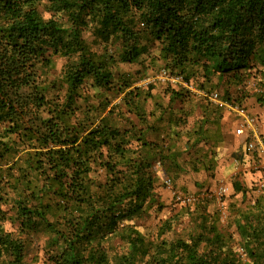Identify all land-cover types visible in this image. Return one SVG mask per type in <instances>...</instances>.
<instances>
[{"label": "trees", "instance_id": "16d2710c", "mask_svg": "<svg viewBox=\"0 0 264 264\" xmlns=\"http://www.w3.org/2000/svg\"><path fill=\"white\" fill-rule=\"evenodd\" d=\"M147 53L199 89L214 78L262 82L264 0H0V202L12 203L0 208V264H25L31 233L46 236L39 264H264V186L254 180L232 181L257 193L229 211L238 240L205 206L186 208L196 222L184 234L178 211L153 232L138 228L162 208L154 162L175 156L155 124L162 117L145 115L152 85L115 76L117 63ZM56 57L65 61L54 76ZM85 83L108 98L122 93L119 104L103 97L81 112ZM183 89L170 88L169 101Z\"/></svg>", "mask_w": 264, "mask_h": 264}, {"label": "rangeland", "instance_id": "374dc122", "mask_svg": "<svg viewBox=\"0 0 264 264\" xmlns=\"http://www.w3.org/2000/svg\"><path fill=\"white\" fill-rule=\"evenodd\" d=\"M40 9L42 10L41 6ZM42 13L44 16H48V12L42 10ZM83 36L87 41L92 39L90 32L87 30L83 33ZM107 49L109 51H115L117 49V43H108ZM149 51L151 54L155 55L156 46L151 47ZM64 61L65 59L62 57H56L54 59V66L52 68V72L54 74L52 75H58L57 73L59 72ZM161 68V62L155 58L152 60L149 59L148 53L142 55L135 62L117 63L114 67L115 76H120L121 74L131 80L132 84L130 87L146 89L148 85H152V93L155 95L153 101H157V99H159L162 104L167 103L170 88L179 89L181 86L184 87L182 90L184 94L182 95L181 99L179 100L176 98L171 104L173 111L172 115L176 113L175 110H173L175 108H181V113H186L185 119L180 117V122L184 121V123L178 127H175L174 125L168 127L166 124L164 135L166 146L170 145L171 149L174 147L177 151H175L174 158L171 159L169 158L170 152L166 150L164 154V162L163 164L160 163V166L157 168V170H159V174L156 170V193L158 194L162 208L155 210V205L152 206L147 210L148 212L146 214L144 213L142 217L136 219L135 222L139 225L138 228L140 230H150L153 232L160 219H164L165 217L170 216L171 214L178 211L180 223L178 226H176V229L180 231L181 234H184L186 231L194 229L196 222V216H193L192 219H189V216L185 212L186 208H188L190 211L195 210L196 208L202 210V207L205 206V212L212 214L214 219H217L218 225L225 231L232 233L235 239L238 240V235L234 232L235 228L232 221V216H229V211L231 210V207L233 208L234 206L244 207L249 205L253 201L254 197H256L257 193L255 190L249 188H247L245 191L246 188L244 187L243 191H235L231 189L230 184L232 181L237 180L238 182L250 185L252 181L257 179L259 176L261 179H264V174L253 169H249L246 166L245 161L239 160L237 163L238 171H236L231 176L225 175L223 173L219 175L218 171H214V167L205 168V170L201 172L206 175L208 180L211 176L212 179L209 183L206 182L202 186H197L194 183V176L196 175V172L192 171V165L190 161L192 162V159L195 157L193 154L198 148L200 149L199 153L197 154L198 157L207 151L205 146L206 140L199 139L197 142H194L195 140L189 141L184 134L189 131L188 129H192V125H194V127L198 126L199 122L202 121L204 109L214 108V106L206 97V93L209 90L214 89L218 90L222 97L229 96L230 98H236L237 100H240V102H242L247 108H251V110L253 107L257 108L259 112L255 115L259 119V116L264 119V80L261 82L259 78L249 77L246 82L240 85L227 86L224 80L222 81L214 78V83H217L214 87L206 86L204 89H199L194 83L184 85L180 83L169 84L167 82L161 81L157 78V74ZM114 82H116V80H114ZM82 90L86 98L80 103L81 112H85L86 109L94 107L99 99H103V97L108 96L107 92H105L106 96L103 94L99 95L97 92L99 90L89 86L87 83L83 85ZM121 94L122 93L119 92L110 94L109 107L112 104H119ZM109 98L107 97V99ZM151 105L152 101L149 100L146 104L145 110L149 111ZM218 112H221L222 116L226 114V111L224 110H220ZM113 117V122H115V124L121 128L123 123L120 121V116L115 114V111L113 112ZM90 118L96 120L98 118L97 112H90L88 119L90 120ZM225 119L226 121L228 120L226 117ZM207 125L204 127H207ZM259 127L262 136L264 137V129L261 128L260 123ZM197 132L199 133V131ZM185 142L186 144H189V146H186V149H183ZM241 153L242 149L239 148L236 151L234 158H240ZM230 158L231 154L229 155L228 159ZM178 161H180L182 163L181 165L183 166H180V171L172 172L171 169L173 170L174 163L178 165ZM4 167L5 165L2 164V168ZM181 169L184 170L182 171ZM213 176L215 177L213 178ZM165 178L171 179L170 186H167L164 183L163 180ZM221 180H224V182L228 184L229 189L225 194L219 195L216 193L215 189ZM174 191L178 192L180 195H192L193 200L183 203L182 201L176 199L173 194ZM11 205L12 203L10 200L4 203L0 202V208L2 209H10ZM180 207H182L184 212L180 209ZM15 223L16 222L7 220L4 222V226L8 230L15 231ZM45 237L46 236H43L41 233H31L28 235L26 238L24 256L25 264H39L41 259H43L42 256L44 255L43 245ZM236 245L237 243L235 244L234 249L237 251Z\"/></svg>", "mask_w": 264, "mask_h": 264}, {"label": "crops", "instance_id": "0c3cea01", "mask_svg": "<svg viewBox=\"0 0 264 264\" xmlns=\"http://www.w3.org/2000/svg\"><path fill=\"white\" fill-rule=\"evenodd\" d=\"M154 97L155 95L152 93V89H151L150 96L147 97V100L144 104V108H146V104L148 103L149 100L152 101V105L150 107V110L146 111L145 115L147 119L153 123H155L156 117H158V115L162 117L155 124L163 126L161 127L162 131L160 130V127H159V131H160V136L164 137L165 127H166V124L168 123L167 119H169V121L171 122L170 123L171 126L174 125L175 127H178L184 123V121L180 122V117L185 119L186 113H181V110H182L181 108H175L173 110H175L176 113L172 115L173 111H172L171 104H172V101H174L175 99H173L172 101H169V96H168L167 103L162 104V102L159 99H157V101H153ZM155 104L160 105L156 110H155ZM211 104L214 106V108L204 109V112H203L204 115L202 117V121L199 122L198 126L194 127V125H192V129H188L189 131H187V133L184 134L186 135V138L189 141L195 140L194 142H197L199 141V139L206 140L205 146H206L207 151H205V153H202L200 157H198L197 154L200 151V149L198 148L196 152L193 154V156L195 157L192 159V162L190 161L192 165V171L196 172V175L194 176L195 178L194 183L197 186H202L206 182L209 183L210 180L212 179V176H211L209 177V180H208L206 175H204L201 172V171H204L205 168L207 167H214L215 168L214 171H218L219 175L223 173L225 175L231 176L236 171H238V167H237L234 155L239 148L242 149L243 143H244L242 140V137L235 135L233 132V127L235 123V116L233 115V113H231L224 107L217 106L215 103L211 102ZM153 109L155 111H153ZM247 109L251 114H256V113L258 114L259 112L257 108L255 107H253L252 110L251 108H247ZM220 110L226 111V114L222 116L221 112H218ZM225 117L228 118L227 121ZM259 117H260L259 119L260 126L261 128L264 129V121H263L264 119L261 118V116ZM205 125H207V127H204ZM197 131H199V133ZM148 137H150L151 139L153 138L152 135L151 136L148 135ZM186 146L188 147L189 144H186L185 142L183 149H186ZM173 150H175L174 147H173ZM230 154H231V158L228 159ZM248 157H249L248 155H245L243 159H241V161H245L247 164ZM178 162H179L178 165L174 163V168L173 170L171 169L172 172L180 171V166H183V165H181L182 163L180 161ZM159 164H157L156 161L153 164L152 168L155 173H156L157 168L160 166ZM181 170L183 171L184 169H181ZM157 173L159 174V170H157ZM214 177L215 176H213V178ZM230 187L233 190L235 189L232 183L230 184Z\"/></svg>", "mask_w": 264, "mask_h": 264}, {"label": "built area", "instance_id": "2783aa9c", "mask_svg": "<svg viewBox=\"0 0 264 264\" xmlns=\"http://www.w3.org/2000/svg\"><path fill=\"white\" fill-rule=\"evenodd\" d=\"M157 78L167 83H181L187 85L179 75L171 74L166 68L162 67L157 74ZM206 97L212 103H215L219 107H224L235 116V123L233 132L235 135L244 139V155L248 154V164L246 165L249 169L259 171L264 174V137L259 127V118L255 114H251L247 107L235 98L222 97L218 90H210L206 93ZM237 162V161H236ZM158 164V163H157ZM164 183L167 186L171 185V179L165 178ZM257 187L264 186V179L259 176L255 179ZM229 186L224 180H221L215 191L217 194L222 195L227 192ZM176 199L185 202L193 200L192 195H180L174 191ZM237 250H240L237 249ZM241 251V250H240Z\"/></svg>", "mask_w": 264, "mask_h": 264}, {"label": "clouds", "instance_id": "9594fccd", "mask_svg": "<svg viewBox=\"0 0 264 264\" xmlns=\"http://www.w3.org/2000/svg\"><path fill=\"white\" fill-rule=\"evenodd\" d=\"M181 84V83H180ZM236 99V98H235ZM237 100V99H236ZM237 101H240V100H237ZM263 137V136H262ZM242 140H243V142H244V139L242 138ZM243 151H244V143H243V147H242V153H243ZM246 155H248V154H246ZM245 156V155H244ZM243 156V157H244ZM241 159H243V158H238V159H235V161H237L236 162V164L239 162V160H241ZM249 162V161H248ZM156 163H158L159 164V162L157 161ZM248 164V163H247ZM246 164V165H247ZM259 172V171H258Z\"/></svg>", "mask_w": 264, "mask_h": 264}]
</instances>
